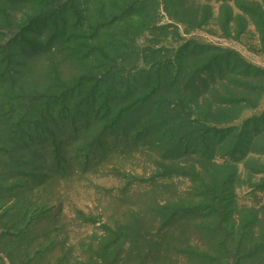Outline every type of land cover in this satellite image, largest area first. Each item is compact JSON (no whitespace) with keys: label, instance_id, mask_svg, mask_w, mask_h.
Listing matches in <instances>:
<instances>
[{"label":"rangeland","instance_id":"obj_1","mask_svg":"<svg viewBox=\"0 0 264 264\" xmlns=\"http://www.w3.org/2000/svg\"><path fill=\"white\" fill-rule=\"evenodd\" d=\"M104 1L108 14L98 22L113 21L108 32L123 43L119 58L145 46L175 49L193 39L236 52L264 71V0H166V6L165 0H147L143 21L131 0H119V8L116 0ZM33 6L25 0L10 5L13 23L33 14ZM61 57L44 54L26 67L23 97L49 95L35 85L56 71L64 79L53 95L72 92L83 100L72 80L78 71ZM126 62L142 65L136 55ZM256 81L264 87V77ZM97 99L89 107H56V114L67 117L54 131L21 129L25 134L14 138L8 122L0 128V264H258V259L261 264L264 255L245 259L244 254L264 238V155L227 158L215 151L217 164L230 162L218 169L227 173L235 166L236 174L233 194L224 193L230 206L209 211L192 200L197 190L190 182L199 183L192 166L200 173L219 170L200 156L201 147L181 141L188 130L166 128L154 116L148 125L155 132L145 138L140 129L149 111L119 116L118 96L111 110L115 121L84 127L105 115L106 104ZM234 109H215L218 123L208 126L241 131L248 118L263 114L264 94L253 105ZM168 130L170 141L160 139ZM229 238L242 240L240 247L233 249L230 242L226 247Z\"/></svg>","mask_w":264,"mask_h":264},{"label":"trees","instance_id":"obj_2","mask_svg":"<svg viewBox=\"0 0 264 264\" xmlns=\"http://www.w3.org/2000/svg\"><path fill=\"white\" fill-rule=\"evenodd\" d=\"M23 1L0 0V118H4L0 119V128L8 122L12 128L8 133L14 138L25 134L21 129L29 132L54 131L56 124L63 123L67 117L66 114H56V107H89L99 97L106 104L103 110L105 115L102 118L94 117L84 127L102 123L105 118L115 121L111 110L113 100L118 96L122 99L119 116L149 111L140 129L145 138H152L155 132V128L148 125L149 117H160V125L166 128H186L187 136L181 141L186 144L190 142V147H201L200 156H207L208 162H212L211 165L217 169L224 168L222 166L230 162L217 164L215 151L220 155L224 152L227 158L264 155V112L258 117L248 118L241 131L233 126H208L209 123H218L213 118L215 109H239L241 104L248 107L264 94V87L256 81L264 77V71L255 69L238 53L189 39L175 49L172 46H145L136 54L119 58L116 53L123 43L116 34L108 32L113 21L104 25L98 22L105 13L106 16L108 14L104 0H25L34 5L35 11L27 15L24 21L13 23L9 6ZM115 2L119 8V0ZM146 3L147 0L130 2L131 7L138 11L136 17L142 21L147 12L144 11ZM163 4L166 6L168 2L165 0ZM44 54H52L55 58L61 55V60H65L62 62L73 64L78 72L72 80L79 85L85 102L72 97V92L53 95L59 89L57 82L64 79L56 71L44 84L35 85L49 95L31 99L22 96L23 82L27 78L26 67ZM133 55L141 60V67L135 68L126 62ZM118 59H121L119 68L115 66ZM85 84L89 85L86 89ZM237 116L236 112L230 119ZM170 132L160 134V137L163 135L160 139L170 141ZM160 139H157V143ZM227 169L226 173L212 167L211 171L203 169L204 172L200 173L192 166V171L199 176L198 184L194 179L190 182L191 189L197 190L193 195L196 199L192 200L199 201L200 206L209 211L218 207L227 209L230 203L224 193L232 190L233 194L236 174L235 166ZM245 239L249 242L250 239L255 240ZM257 239L247 249L245 259L264 255V250H255L264 248V238ZM235 240L229 238L223 243L228 247L230 242L233 249L234 246L240 247L239 241L242 240L237 243ZM235 257L241 259L238 254H234ZM261 260V264H264V256ZM256 261L259 264L260 260Z\"/></svg>","mask_w":264,"mask_h":264}]
</instances>
